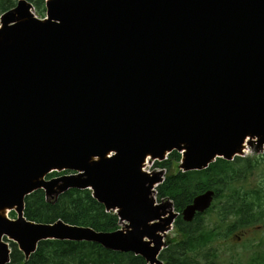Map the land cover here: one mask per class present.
Here are the masks:
<instances>
[{
	"label": "water",
	"instance_id": "95a60500",
	"mask_svg": "<svg viewBox=\"0 0 264 264\" xmlns=\"http://www.w3.org/2000/svg\"><path fill=\"white\" fill-rule=\"evenodd\" d=\"M32 10L18 0L0 17V264L3 238L26 259L41 241L71 240L162 264L176 215L154 204L162 173L143 172L146 158L175 151L180 169L198 171L239 155L246 137L264 144V0H48L44 19ZM63 169L74 174L43 181ZM86 187L122 229L23 217L39 189L50 199ZM212 197H196L184 221Z\"/></svg>",
	"mask_w": 264,
	"mask_h": 264
},
{
	"label": "trees",
	"instance_id": "16d2710c",
	"mask_svg": "<svg viewBox=\"0 0 264 264\" xmlns=\"http://www.w3.org/2000/svg\"><path fill=\"white\" fill-rule=\"evenodd\" d=\"M25 1L39 16L43 15L46 0ZM17 2L18 0H0V16L14 8ZM179 160L180 155L173 152L167 161L156 164L167 172L164 183L158 189L160 199H170L175 205V210L180 212L196 195L206 190H214L217 199L224 188L228 191L226 198L230 207L229 213L235 214L236 217L239 213H246L249 193L245 191L247 187L244 184L253 171L250 161L229 163L217 159L201 172L181 173L172 167V163H178ZM60 174L53 173L48 179ZM23 213L27 221L36 224L48 225L62 221L72 226L89 227L99 233L118 229L117 217L106 213L104 207L91 198L90 192L87 191L69 190L55 202L49 203L45 201L43 191H35L24 199ZM10 217L14 218V213H11ZM199 219L189 224L182 222L181 218L177 220L174 238L160 255L165 264H192L196 258L195 254L201 252L200 250L211 241L212 236L203 232ZM234 228L235 226L231 231ZM10 249L9 264H146L139 256L111 252L97 244L85 242H40L27 261L14 244L10 243Z\"/></svg>",
	"mask_w": 264,
	"mask_h": 264
},
{
	"label": "rangeland",
	"instance_id": "374dc122",
	"mask_svg": "<svg viewBox=\"0 0 264 264\" xmlns=\"http://www.w3.org/2000/svg\"><path fill=\"white\" fill-rule=\"evenodd\" d=\"M33 12L35 14V11ZM35 16L36 18L41 19L39 18V15L35 14ZM240 158L251 159L254 162H260V165L254 169L252 177L249 176L245 184L248 189H255L256 187H260L264 190V147H256V145L251 142L247 147L246 153L240 156ZM172 167H175V169H177L178 164L172 163ZM147 171H149L148 173L152 175L154 174L155 170L153 167H150L147 169ZM223 201V199H218L215 203H213V211L203 218L205 228H209L208 226L211 223L210 219H216L217 211L221 208V204ZM262 224H264V219L262 221ZM260 227L262 228L257 229V226H255L247 228L244 231H246V235H248V237L249 235L253 236L255 234L253 233L254 231H260V236L264 237V226L260 225ZM171 229L172 228H169L167 233L163 236L164 245H166L168 243V240L173 237V230ZM247 231H249V233ZM231 241L234 242L232 239ZM257 243H261L260 237L252 239V237L250 236L244 242H242V244H244L243 246H235L232 248L230 246L219 247L217 248L218 260L220 264H248L244 258L245 255L249 256V254H251L254 250H256L259 255L263 253V249L259 248L257 246ZM165 248L166 247H164L163 250ZM163 264L165 263L163 262Z\"/></svg>",
	"mask_w": 264,
	"mask_h": 264
},
{
	"label": "bare ground",
	"instance_id": "6f19581e",
	"mask_svg": "<svg viewBox=\"0 0 264 264\" xmlns=\"http://www.w3.org/2000/svg\"><path fill=\"white\" fill-rule=\"evenodd\" d=\"M254 141H255V140H254L253 138L247 137V139L245 140V143H244V145H243V147H242V149H241L240 154H245V153H246L247 146H248L251 142H254ZM146 163H149V160H148ZM146 163H145L144 166H143V171H144V169H145V167H146ZM85 164H86V170H85V173L82 174L83 177L86 176L89 167H91V162H90V161H86ZM84 167H85V165H84ZM2 215H3V217L7 218L8 211H5Z\"/></svg>",
	"mask_w": 264,
	"mask_h": 264
},
{
	"label": "flooded vegetation",
	"instance_id": "af4514ba",
	"mask_svg": "<svg viewBox=\"0 0 264 264\" xmlns=\"http://www.w3.org/2000/svg\"><path fill=\"white\" fill-rule=\"evenodd\" d=\"M144 172H145V170H144ZM231 237H234L236 239V241H238V242L243 241L246 238L244 231H236L235 233H233L231 235Z\"/></svg>",
	"mask_w": 264,
	"mask_h": 264
}]
</instances>
